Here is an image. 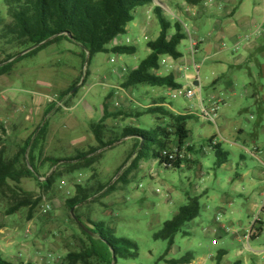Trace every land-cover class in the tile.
I'll list each match as a JSON object with an SVG mask.
<instances>
[{
    "label": "rangeland",
    "instance_id": "obj_1",
    "mask_svg": "<svg viewBox=\"0 0 264 264\" xmlns=\"http://www.w3.org/2000/svg\"><path fill=\"white\" fill-rule=\"evenodd\" d=\"M148 7L135 10L133 22L128 26L127 33L121 36L124 46L137 49L136 56L120 57L106 53L94 55L89 61L88 53L77 44L59 43L56 52L43 51L20 56L21 60L14 64L10 73L0 77V102L7 103L8 106L12 104L16 106L15 116L18 119L38 117V126L34 128L31 137L47 123L44 136L49 128H53L58 134V139L61 140L56 139L48 143L43 137L37 150L39 156L36 158L39 175L8 180V185L0 191V254L7 261L13 264H61L69 253L81 252L90 246L89 240L72 219L71 211L66 205L75 195L81 172L68 173L66 166L68 164L63 161L76 156L74 155L76 147L80 148L81 152H86L95 145L89 124L97 123L103 117V107L106 103L104 96L107 91L104 85L111 86L117 83L119 75L127 76L129 71L135 69L148 57L150 51L145 36L141 35L142 29L145 27L148 30L147 37L150 41L155 40L161 31L154 15L151 13V19L149 15H145L144 12ZM0 14H6L4 0H0ZM170 15L173 21H177V16L171 13ZM178 20L181 22L179 18ZM183 20L194 36V28L197 25L195 27L194 22L184 18ZM201 32L206 36L209 30L202 27ZM187 47L186 38L179 46V51L184 54ZM21 50L23 49L12 52L13 49L9 47L0 48V64L14 56V59H17ZM84 53L86 57L83 59ZM113 59L117 60L115 64L111 63ZM196 61L202 64L201 75L199 73L203 80L202 102L205 104L211 102L218 104L220 100L226 102L219 107V127L225 129L224 138L228 142L240 143L247 152L232 148L230 144L223 142V147L229 154V162L225 166H217L214 153L201 152L203 151L201 146L213 128L199 118L193 117L188 123L191 133L189 142L198 151L193 154V158L199 164H195L191 169L167 170L158 166L151 176V167L148 165V168L139 171L134 177L130 176V173L136 171L133 169L124 178L125 182H122L120 178L124 170L121 171V168L128 162L131 164L132 161L129 160L128 142L108 149L102 154H96L93 159L94 168L82 174L85 178L84 188L96 189L100 187L99 184H109L114 189L105 190L96 197L95 201L81 205L77 209V215L89 229L94 230L93 223H104L107 228L114 230L113 236L132 242L131 246L126 247V251L131 252L132 256L121 251L124 257L120 255L116 257L112 249L110 250L112 264H171L183 258L208 259L209 254L216 258L220 250L227 252V256L220 264H234L239 261L245 263L244 259L247 258L250 264L252 241L249 244L239 242L240 235L225 233L221 234V239H217L212 234V230L218 228L215 219L220 213L224 215V220L219 224L232 222L235 230L241 235L259 218L260 222L261 219L264 220V175H258L264 170L250 158L259 156L264 163V113L246 90V87L249 89L247 82L250 77L244 70H223L214 62L203 63L200 57H197ZM123 69L126 71L124 72ZM79 86L78 93L64 98L69 89H72L71 94H73ZM135 89L138 92L148 90L166 93L162 88L139 86ZM25 98L30 104L32 100L44 101V104L39 105L37 114L29 112V104L22 102ZM117 100L118 98L108 102L107 106L115 114H124V120H128L129 124L136 122L135 119H127L126 115L131 113L132 116H136V112H141L143 109L130 111L126 101L123 99L118 101L117 106ZM165 100L174 108L183 110L182 102L168 96ZM190 102L194 106L199 104L197 100ZM53 105L55 107L53 112L47 116V110ZM71 108L73 110H70ZM90 108H93L91 112H89ZM0 117L8 118L4 112L0 113ZM114 121L111 119L108 122L112 130L117 127ZM156 122V117H144L138 120L139 124L145 125L142 127L151 126ZM250 124L252 128L250 137L246 139L234 137L237 135L235 127L247 128ZM247 130L248 128L246 132ZM6 131L4 126H0V147L6 150L11 159L19 153L27 141L17 136H9ZM76 139L77 142L73 141ZM46 159L59 160L61 163L51 169L52 163ZM22 163L24 167H29L27 160L20 164ZM232 168L234 171L230 172ZM55 171L60 176L56 177L52 185L47 188L43 183ZM90 179L93 183H88ZM193 185L199 186V192L206 191L199 197L200 216L188 223L172 244L155 240L154 235L162 229L164 223L173 220L180 208L189 203V197L194 195ZM157 189L162 194H156ZM186 194H189V197ZM166 195H169L170 199H167ZM29 196L40 198L41 202L34 209L28 206L16 214H9L20 200ZM252 204H258L259 208L255 215H259V218L253 219L254 214H250ZM95 239H98V236H95ZM214 241L218 242V246H214ZM240 250L242 256L238 257ZM49 254L55 256L56 260H47ZM208 261L209 264L216 263V260L208 259Z\"/></svg>",
    "mask_w": 264,
    "mask_h": 264
},
{
    "label": "trees",
    "instance_id": "obj_2",
    "mask_svg": "<svg viewBox=\"0 0 264 264\" xmlns=\"http://www.w3.org/2000/svg\"><path fill=\"white\" fill-rule=\"evenodd\" d=\"M153 0H4L6 14H0V48L9 47L11 49L26 48L29 54L39 53L52 45H57L63 41L77 44L86 53L89 61L94 55L112 53L118 56H133L137 53L134 47L118 46L109 48L110 44L119 36L127 33L128 26L133 22V14L136 9L151 5ZM159 16L160 35L147 45L150 50L149 56L140 65L127 73L123 81L122 88L130 89L138 86L151 88H168L181 90V85L177 84L172 76L161 77L153 73L160 69V61L164 57H171L174 60L182 58L179 46L186 39L181 23H170L166 21L159 9L155 10ZM37 47V48H36ZM36 48V49H34ZM34 49V50H32ZM28 53L26 54L29 55ZM18 55L17 57H19ZM15 57V56H14ZM14 57H12L14 59ZM83 59L86 54H83ZM10 58L8 61H11ZM17 58L14 61L0 64V77L10 73ZM69 90L64 98L71 94ZM164 103V99H161ZM159 102V101H157ZM143 109L136 116L126 115L127 119L140 120L144 117H156L157 122L151 126L114 128L106 125L110 119L118 120L124 114L108 113L104 109V116L100 122L92 123L90 128L94 134L97 147L89 149L87 153L76 152V156L63 162L67 166V172L72 173L78 169L90 167L94 163V156L102 154L106 150L126 139L131 140L133 149L129 160L131 167L137 166L140 162L156 160L164 169L182 170L186 165L193 163V154L197 151L191 147L183 148L190 139L191 133L188 123L193 119L192 115H177L163 107L157 106ZM51 106L46 115L54 110ZM47 123L40 127L19 150V153L11 158L4 148L0 149V191L8 185V180L17 177H33L38 174L36 167V153L43 141ZM36 135V136H35ZM217 166H223L228 162V154L217 146L214 150ZM173 155H176L173 157ZM134 156V158H133ZM170 156L173 159H170ZM28 161L29 167H24L21 162ZM51 169L61 163L59 160H50ZM21 161V162H20ZM59 168V167H58ZM56 168V170L58 169ZM123 171V168H121ZM129 174L124 170L120 180ZM60 175L53 172L43 183L47 188L52 185L55 178ZM108 186V185H107ZM113 186H100L96 189L84 188L82 184L76 187L75 195L66 203L69 211L77 209L88 202L95 201L104 190L112 191ZM41 202L40 198L32 196L20 200L9 214H16L24 207L30 206L34 209ZM200 216V203L198 197H190L189 203L180 208L173 220L164 223L162 229L154 235L157 241H166L172 244L176 236L182 232L188 223L193 222ZM73 219V217H72ZM94 230L90 229L92 235H88L82 229V234L89 240L90 246L81 252L69 253L61 264H112V254L124 257L120 252L125 251L130 256L131 252L126 251L127 246L132 242L128 239L116 238L114 230L107 228L104 223H93ZM107 232V233H106ZM98 236V239H95ZM185 259L173 261L171 264H182ZM0 264H13L0 254ZM32 264V263H28Z\"/></svg>",
    "mask_w": 264,
    "mask_h": 264
},
{
    "label": "crops",
    "instance_id": "obj_3",
    "mask_svg": "<svg viewBox=\"0 0 264 264\" xmlns=\"http://www.w3.org/2000/svg\"><path fill=\"white\" fill-rule=\"evenodd\" d=\"M148 6H149L148 9H146V11L144 13H145V15L146 14L149 15V19H151V13H152V15H154V18L156 20H158V22H159V16L155 14V10L159 9L161 11L162 17L166 21H169L172 24L178 23V22L173 21V18L170 15V13L172 15L177 16L181 20V22L180 21L179 22L184 24V25H187V24L183 20V18L186 20H190V21L194 22L195 27H196V25H197V27L194 28L193 35H194L195 39H197L200 42L197 53L195 56H193L191 54L190 49H189V43H188V47L186 48V50H185L186 52L184 54L179 51L182 54L181 59L174 60L171 57H167V58H171L173 61H170L166 67H162L157 71H153V73L157 76H161V77L172 76L174 78L175 82L177 84L181 85V87H182L181 90H172V89H168V88H162V89L166 90V93H162L159 91H148V90L138 92L135 89L137 87L130 88V89H123L122 84H123V81L125 80V78L127 76H120V75L118 77L117 83L115 82L111 86L103 84L105 86L104 88L107 89L106 95L104 96L106 103L104 104V107H103V116H104L105 107L107 108L108 113H114V111H112V109H110V107L107 106V103L113 102V100L114 99L116 100L117 98H118L117 102L121 101L122 99L124 101H126L127 107L130 109V111L131 110L132 111L139 110L138 108L148 109V108L153 107V104L156 103V104H159L157 106L163 107L165 109H167L166 107H170L172 109V111H171L172 113L182 114V115L186 114L188 111L187 108L190 107L191 105L193 106V104H191L190 102H188L187 100L184 99V90L190 89L191 86L188 85L189 82L185 79L183 74L178 71V69L182 65L187 66V65H193L195 63L196 65H198L199 73L201 75L200 68H201L202 64L200 65V63H198L196 61L197 57H200L202 59L203 63H205V64H207L209 62H214V64L216 66L222 67L223 70H228V71L244 70L245 73L250 77V80L247 82L249 85V89H248V87H246V90L249 92L250 98L255 101V104L257 106L259 105L261 107L260 110H261V112L264 113V0H153V3L151 5H148ZM140 8H142V7H140ZM159 25H160V22H159ZM202 27L204 29L209 30V32L206 36H204L201 32ZM258 31L260 32V34L257 33ZM252 33L255 34V37L253 38V40L249 43L244 42V39L246 38V36L248 34H252ZM147 34H148V30L144 27L142 29L141 35H144L145 39L149 43L150 38L147 37ZM121 36H119L115 39L114 43L111 45V48L118 47V46H124L122 44L123 41L121 40L122 39ZM61 43L71 44V43L66 42V41H63ZM127 43H129V40L127 41ZM148 43H147V45H148ZM60 44L52 45V46L48 47L47 49H45L44 51L56 52L58 50V47L60 46ZM127 47H129V46H127ZM22 49L23 50H21V51H24L25 48H22ZM17 50H19V49H13L12 52H15ZM78 55H81V54H78ZM136 55H137V53L134 56H136ZM115 56H117V55H115ZM17 58L20 59V57H17ZM14 60L15 59H13L12 61H14ZM19 61H17V62H19ZM17 62H15V63H17ZM132 70H134V69H132ZM200 75H199V78L197 81L194 80L191 83L194 84V86L197 87L198 89H201V93H202L203 80H202ZM188 76L189 77L194 76L193 72L188 73ZM217 81L218 80H216L215 83H217ZM79 84H77V85H79ZM80 86L77 88V90L73 94H70L69 97H71V95H75L76 93H78ZM69 90H71V89H69ZM174 93H177L179 98H182L181 100L176 99L177 101L182 102L181 103L182 108H183L182 111H180V110L174 108L173 106L169 105L165 100V97H167V96L172 99V95ZM110 96H112V97H110ZM14 99L17 100L16 98H14ZM161 99H164V103L161 101ZM200 99L202 100V97L198 98V103H199ZM141 101H143V103ZM157 101H159V102H157ZM220 101L222 102V100H220ZM220 101H218V102H220ZM22 102L28 103L30 106L29 112L35 113V114H37L36 112L39 110V105L44 104V101L42 102L39 100H32L31 104H30V102L27 98L23 99ZM196 104H197V102H196ZM223 104H226V102H224ZM196 106L197 105H195L194 107L197 108L199 106V104L197 107ZM15 109H16V106L14 107L13 104L11 106H8L7 103H1L0 102V113L4 112L8 116V118H6V119H3L0 117V126H4V128L7 130L6 134H8L9 136H11V135H13V137L17 136L18 138L19 137L24 138V139H26V141H28L31 137L33 130H35L34 128H36L38 126L37 125L38 124V117L33 118V119L26 118L25 120L22 118L18 119V117L15 116L16 115ZM71 109L73 110V108H71ZM92 109L93 108H90L89 112H91ZM184 111H186V113H184ZM138 112H140V111H137L136 113H138ZM193 117H194V119L198 118L195 115ZM102 119H103V117H102ZM124 119H125L124 117H120L118 120H115L114 121L115 126H117V128H124V125L132 126V127H140L142 125L141 123L139 124L138 120L136 121V119H135L136 122H134V123L131 122L130 124L128 123V120H124ZM110 120H108L106 122L107 126H109L108 122ZM218 121H219V116H218L216 126L207 123L210 127L213 128V130H212L211 134L206 138V141L203 144V146H201V148H203V151L201 150V152L203 154L214 153L213 151L212 152H205L206 145L211 140H216L218 142V146H220L222 148V150L225 151L227 154H228V151H226L224 149L223 142L226 144L227 143L230 144V146L232 148H238L239 150L246 151L245 147L242 146L240 143L228 142V140H226L224 138L226 131H225V129L222 130L219 127ZM92 123L93 122H91L89 124L90 131H91L90 126ZM127 124H129V125H127ZM115 126H112V127H115ZM250 126H251V124L247 126V128H248L247 132H246L247 128L235 127V132L237 133V135H234V137L239 138V139H246V138L250 137V135H252V130H251L252 128ZM109 127H111V126H109ZM38 131H40V128ZM48 131H47L46 135L44 136V139L46 142L49 143V142H54L56 139L59 140L58 134L55 132V130L53 128H49ZM90 131H88V132L90 133ZM92 135L94 136L93 133H92ZM73 137L74 136H72V138ZM4 139H5V137H4ZM189 140H188L187 144L185 145V147L183 148V150H185L186 147H191L197 151V149L192 144H190ZM59 141H61V140H59ZM73 141L77 142L78 140L76 139ZM244 141L246 142V140H244ZM94 142H95V145L92 146L91 148L96 147L95 137H94ZM125 142H128V144L130 146V154H131L132 149H133V143L131 140L126 139L124 141H120L114 147L120 146V145L124 144ZM76 151L81 152L82 150L80 148L76 147L75 151H74L75 152L74 155H76ZM88 151L89 150H87L86 152H88ZM86 152L83 151L81 153H86ZM196 153H192V154H196ZM37 154L38 153L35 154L36 158H37V156H39ZM39 154L41 155V153H39ZM133 158H134V156H133ZM250 158L253 159L255 162H257L258 166L262 167V169L264 170V163L259 156H257L256 158H253V157H250ZM241 159H243V158L241 157ZM228 162H229V159H228ZM228 162L225 165H227ZM197 163H198V161L196 159H194L193 163L186 165V167L184 168V171L191 169V167ZM130 165L131 164H129V162H128V164H124L122 166V168H123V170H126V172H128V173H130V171H132L133 169L136 170L134 173H130V176H132V177H134L139 171L148 168V165H150V167H151L150 174H151V176H153L152 173H153L154 169H156L159 166V164L156 160L140 162L137 166H134V167H131ZM225 165H223V166H225ZM93 166L94 165H92L90 167L81 168V169L76 170V171L81 172V174L79 176V178H80L79 181L80 180L82 181V185H85L84 181H83V179H85V178L82 177V174L85 171L94 168ZM233 171H234L233 168L230 169V172H233ZM260 174L264 175V171H262V173H259L258 175H260ZM91 179L88 181V183H90V182L93 183ZM257 184H259V183L257 182ZM107 185L109 186V184H99V186H106L108 188ZM193 188H194V195L192 197H198L199 198L203 194L206 193V191H204V190L199 192L200 188L198 185H196V186L193 185ZM103 192H105V190ZM186 195L189 197V194H186ZM261 195H263V192L261 193ZM122 200H124V199H122ZM143 200H145V199H143ZM124 202H125V200H124ZM258 208H259L258 204H255V205L252 204V207L250 208V214L251 213L254 214L253 219L255 217L259 218L258 217L259 215H255V213L258 211ZM234 226L235 225L232 222H228V224H227V222H225L224 224L218 225V228H213L212 234H214V236L217 237V239H221V234L225 233V234H229V235H233V236H239L240 235L241 239L240 238L238 239L239 242H245V243L249 244L252 241V243L250 244V264H264V220L261 219V222H260V218H259L255 222L254 225H252L251 227L249 226V228H246L244 234H242V235L240 234V232H237L235 230ZM251 228H254L255 231L257 229L258 232L253 237H251L250 240H248L246 238V235H247V232L249 230H251ZM228 229L230 231L226 232ZM234 238L236 239V237H234ZM214 243H216V244H214ZM213 244H214V246H218L217 241H214ZM237 255H238V257H241L242 251L240 250ZM226 256H227V252L224 250H220L219 255L216 258L212 254H209L208 259L213 260V261L216 260L215 264H220L221 260L223 258H225ZM45 258H46V256H45ZM183 259H185V262L182 264H209V261L207 258H201L199 260H195L193 258H191L189 260H186V258H183ZM244 262L245 263H242L239 261V262H236L234 264H249L248 258L244 259Z\"/></svg>",
    "mask_w": 264,
    "mask_h": 264
},
{
    "label": "built area",
    "instance_id": "obj_4",
    "mask_svg": "<svg viewBox=\"0 0 264 264\" xmlns=\"http://www.w3.org/2000/svg\"><path fill=\"white\" fill-rule=\"evenodd\" d=\"M179 20L177 19V22ZM180 23V22H178ZM182 29H183V33L184 35L186 36V38L188 39V43H189V49H190V52L193 56L196 55L197 53V50H198V47L200 45V42L195 39L194 36H192L190 30H189V27L187 25H184L182 24ZM258 34H260V32L258 31L257 32ZM255 37V34L252 33V34H248L246 36V38L244 39V42L246 43H249L253 40V38ZM26 52L25 51H21L20 52V56H26L25 54ZM167 57H164L161 59L160 61V68L162 67H166L167 64L170 62V61H173L171 58H167ZM117 61V60H116ZM116 61L113 59L111 60V63L112 64H115ZM123 71L125 72L126 69H123ZM154 71H157V70H154ZM178 71L180 73L183 74V76L185 77V79L189 82L188 85L191 86L190 89H185L184 90V99L187 100L188 102H190L191 100H197L198 101V98L200 97L201 98V89H198L197 87L194 86V84H192L191 82L194 81V80H198L199 78V67L198 65H196L195 63L193 65H187V66H180ZM194 74V76H191L189 77L188 76V73H192ZM179 96L177 93H174L172 95V99L173 100H176L178 99ZM51 102H55L54 100H51ZM191 103V102H190ZM224 101H220L218 104L215 103V102H211L209 104H205L204 102H202V100L200 99L199 100V106L197 108L194 107V105L190 106L187 108V113L186 114H183V115H192V116H197L199 119H201L202 121L206 122V123H209L211 125H214L216 126L217 125V120H218V112H219V107H220V104H223ZM117 106L119 105V103L117 102L116 103ZM61 106V105H60ZM168 110L172 111V109L170 107H166ZM197 109V110H196ZM68 110V109H66ZM72 110V109H70ZM195 111V112H194ZM175 114V113H174ZM177 115H181V114H177ZM218 146V142L216 140H211L207 143L206 145V148H205V152H212L216 147ZM176 156V155H173V157ZM172 156H170V159H173ZM79 184H82V181L80 180L78 182ZM140 188H143L142 186H140ZM156 194H162L161 191L159 189H157L155 191ZM167 199H170V196L169 195H166ZM263 211H264V206H263ZM221 220L223 221L224 220V215L222 213H220L219 215H217L216 219H215V223L216 225H220L219 222H221ZM216 231V230H215ZM230 231L229 229L226 231L228 232ZM258 230L254 228H251V230H249L247 232V235H246V238L248 240H250L251 237H253L255 234H257ZM203 233L205 234L206 232L203 231ZM216 244V243H214ZM55 256L49 254L47 256V260H53L55 261L56 258H54Z\"/></svg>",
    "mask_w": 264,
    "mask_h": 264
},
{
    "label": "water",
    "instance_id": "obj_5",
    "mask_svg": "<svg viewBox=\"0 0 264 264\" xmlns=\"http://www.w3.org/2000/svg\"><path fill=\"white\" fill-rule=\"evenodd\" d=\"M37 48V47H36ZM36 48H34V49H36ZM34 49H32V50H34ZM30 51H27L25 54H27V53H29ZM20 57V56H19ZM12 62V61H11ZM75 210H76V208H73L72 210H71V215H72V217H73V219L76 221V223L80 226V228L85 232V233H87L88 235H92V232H91V230L87 227V226H85L83 223H82V221H80L77 217H76V215H75Z\"/></svg>",
    "mask_w": 264,
    "mask_h": 264
}]
</instances>
